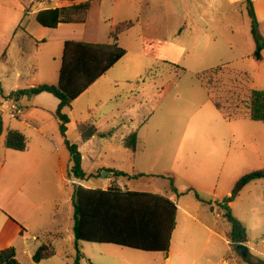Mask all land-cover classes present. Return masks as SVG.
I'll use <instances>...</instances> for the list:
<instances>
[{"label": "rangeland", "instance_id": "rangeland-1", "mask_svg": "<svg viewBox=\"0 0 264 264\" xmlns=\"http://www.w3.org/2000/svg\"><path fill=\"white\" fill-rule=\"evenodd\" d=\"M68 5L60 0H0V57L8 48V62L0 65L3 94L16 84L13 70L22 73L18 88L56 85L63 40L106 44L115 26L133 23L118 40L126 55L64 110L70 120L65 139L78 146L85 172L106 169L127 176L154 175L119 180L167 192L195 218L178 211L170 264H235L230 255L241 254L226 242L230 224L217 205L227 198L232 216L246 227L248 253L264 261V180L235 189L242 176L264 169V122L225 121L196 79L198 73L228 65L253 79L250 90L264 91V58L258 66L248 57L255 42L245 0H94L82 23L47 29L28 15L25 27L35 39L26 38L21 30L9 39L25 7L35 11ZM256 20L257 37L264 42V18L256 16ZM10 25L7 32L4 27ZM226 84L223 74L213 78L216 94L225 92ZM43 96L47 104L57 103L53 96ZM31 100L22 99L20 105L28 110ZM2 105L0 130L10 120L15 127L11 129L28 140L25 152L7 149L0 142V221L12 218L22 231V236L6 241L21 264H36L32 255L47 242L54 256L39 264H73L77 257L79 264H165L163 254L76 241L75 182L69 177L70 156L57 121L41 126L42 137L24 120L9 119L7 104ZM25 113L22 109L24 119ZM114 118L123 123L111 132ZM86 122L111 138L82 143L81 127ZM132 132L138 137L136 153L121 142ZM43 149L48 152L45 160L40 158ZM23 168H32L27 180L14 173ZM105 175L102 172L90 185L103 186L110 178ZM158 175L170 176L178 195ZM9 195L15 199L11 201Z\"/></svg>", "mask_w": 264, "mask_h": 264}, {"label": "trees", "instance_id": "trees-1", "mask_svg": "<svg viewBox=\"0 0 264 264\" xmlns=\"http://www.w3.org/2000/svg\"><path fill=\"white\" fill-rule=\"evenodd\" d=\"M68 2V6L47 8L39 11L35 21L42 27L56 29L60 24H77L85 21L94 0H60ZM248 16L251 20V34L255 42V50L249 56L256 62L261 61L264 42L257 37V20L252 0H245ZM133 26L131 22H124L114 27L110 32L111 42L108 44L87 43L76 40H66L63 43L61 65L56 85L39 84L34 87L17 90L9 95L12 100L22 96L28 98L42 93L53 96L58 101L54 118L58 123L59 132L64 138L65 146L70 156L69 177L85 181L87 174L82 168V157L76 144L65 139L69 118L64 110L71 103L86 92V90L118 63L126 50L118 45L119 36ZM22 29V26H19ZM7 57V51L0 57V62ZM181 72L183 68L173 63ZM223 76L226 79L225 92L216 94L213 78ZM196 79L205 90L209 101L220 113L225 121L248 119L253 122H264V91L250 90L253 79L246 73L232 70L228 65H220L196 74ZM99 135L92 122H86L81 127V141L87 142L91 137ZM102 135V134H101ZM104 135V134H103ZM4 146L7 149L24 152L27 149L26 137L15 130H8ZM123 146L135 153L138 150V139L135 132L130 133L124 140ZM112 172L115 177H125L126 174ZM137 175L134 177H139ZM92 177V176H90ZM171 189L172 179L169 178ZM254 180H264V169L253 171L242 176L235 185V189L242 188ZM192 191L191 189L188 192ZM195 198L203 202L197 193ZM229 198L217 202L224 210V217L230 224L227 234L229 246L233 252L239 245L247 243L246 227L232 216L228 203ZM74 209L73 234L76 241L110 244L143 252L167 253L171 234L175 228L176 205L174 202L158 195L123 192L116 186H109L106 190H89L82 186H74L72 195ZM239 253V252H237ZM54 256L52 245L42 243L32 255V261H41ZM237 264H264V261L247 254L245 257L230 255ZM0 264H20L14 247L0 250ZM73 264H79L78 257Z\"/></svg>", "mask_w": 264, "mask_h": 264}, {"label": "crops", "instance_id": "crops-1", "mask_svg": "<svg viewBox=\"0 0 264 264\" xmlns=\"http://www.w3.org/2000/svg\"><path fill=\"white\" fill-rule=\"evenodd\" d=\"M56 1V0H55ZM252 3H253V7H254V10H255V14H256V16L257 17H262V18H264V0H258V1H256V0H252ZM60 7H63V6H60ZM55 8H58V7H55ZM29 9V7H25V9H24V12H23V17H22V19L20 20V22L18 23V25H15V29L12 31V33H11V36H10V38L9 39H11V41L14 39V37L17 35V32L19 31V30H21V31H23L24 32V36L26 37V38H28V39H31V40H33V39H35L34 38V34L33 33H31V32H27V28L25 27V20H26V18H27V16L28 15H33L34 16V19H35V16H36V14L39 12V11H41V10H44V8H42V7H38V9H36L35 11H31V10H28ZM19 26H22V29L21 28H19ZM59 26H61V24L60 25H58V27ZM42 27V26H41ZM57 27V28H58ZM43 28H45V27H43ZM56 28V29H57ZM4 29L6 30L7 29V32L9 31V32H11V30H12V26L10 25L9 26V28H7V27H4ZM47 29H49V28H47ZM55 30V29H54ZM7 40V42H8V39H6ZM67 40H73V39H67ZM37 41V40H36ZM64 41H66V40H63V43H64ZM76 41H82V40H76ZM38 42V41H37ZM43 42V41H42ZM83 42H87V43H96V42H91V41H83ZM62 43V44H63ZM110 43V42H109ZM96 44H105V43H96ZM106 44H108V43H106ZM22 49L23 48H21V56L23 55V51H22ZM62 49H63V45H62ZM255 50V49H254ZM6 51H7V53H8V48L6 49ZM5 52V51H4ZM3 52V53H4ZM254 52V51H253ZM252 52V53H253ZM251 53V54H252ZM250 54V55H251ZM249 55V56H250ZM262 55H263V57H262V59H261V61H259V62H256V64H258V66H260V64H261V62L263 61V58H264V50L262 51ZM61 56H62V54H61ZM248 56V57H249ZM7 62H8V54H7V57H6V59L4 60V61H1L0 62V65L1 66H4V65H6L7 64ZM117 64V63H116ZM60 65H61V59H60ZM59 69H60V66H59V68H58V70H57V73H58V75H59ZM109 71V70H108ZM107 71V72H108ZM13 72H15V82H16V84L15 85H13V89L11 90V91H9V93H7V94H3V89H2V80H1V78H0V115L1 114H3V112H2V104L3 103H5V104H7V106L9 105V104H11L10 102H15L16 103V105L17 106H19V107H21L22 109H23V111H25L26 113H25V119H24V117H20V118H17L16 120H18V121H22V120H24V122H25V124L26 125H28L29 127H31L32 129H34V130H36L37 131V133L39 134V135H41L42 137H45V133H44V130L41 128V126L45 123V122H48L49 120H51V119H54L55 120V118H54V112H55V110L57 109V106H58V101H57V99H56V101H57V103H55V102H53L52 104H47L46 102H45V97L43 96V95H45L46 93H42V94H39V95H37V96H33V97H30V98H28V97H26V96H22V97H20L18 100H9L8 101V98H9V95L12 93V92H15V91H17V90H21V89H24V88H18L17 87V85H18V80L21 78V75H22V73L21 72H19V71H14L13 70ZM106 72V73H107ZM106 73H105V75H106ZM105 75H103L101 78H103ZM101 78H99V79H101ZM98 79V80H99ZM57 82H58V80H57ZM96 82V81H95ZM40 84H47V83H40ZM36 85H39V84H34V85H31V86H27L26 88H30V87H34V86H36ZM92 86V85H91ZM22 99H28V101H30L31 99H33V100H31V108L30 109H28L27 110V108H23L21 105H20V102H21V100ZM6 114V113H5ZM7 115V114H6ZM7 117H8V115H7ZM9 118V117H8ZM10 119V118H9ZM8 121V123H6V125H4L5 126V128H3V126H2V123H1V130H0V142L2 143V141H5V136H6V133H7V131L8 130H13V129H11V128H15V127H13L12 125H11V123H10V120H7ZM56 121V120H55ZM130 124H132L133 125V122H132V120H130V121H128ZM123 122H122V120H116V118H114V120H113V123H112V125H111V132H113L114 131V129L115 128H118V127H120V124H122ZM131 125V126H132ZM16 131V130H15ZM19 132V131H18ZM111 132H110V134H111ZM99 134H102V135H95V136H93V137H91L87 142H85V143H90L91 141H93L95 138H105V137H108L105 133H108V132H98ZM104 134V135H103ZM24 135V134H23ZM25 136V135H24ZM111 136V135H110ZM109 136V138H111ZM27 139V138H26ZM137 139H138V137H137ZM121 142H122V144H123V139H121ZM83 143V142H82ZM84 143V144H85ZM124 147V146H123ZM125 148V147H124ZM27 149H28V140H27ZM27 149L25 150V151H27ZM126 149V148H125ZM79 150V149H78ZM126 150H128V149H126ZM24 151V152H25ZM80 152V151H79ZM131 152V151H130ZM41 157L40 158H42V159H46V156L48 155V152L46 151V150H42L41 152ZM133 153V152H132ZM136 153V152H135ZM80 154H81V152H80ZM81 157H82V154H81ZM44 159V160H45ZM82 159H83V157H82ZM31 171H32V168H31V170L30 171H28V169L27 168H23V169H17L16 171H14V173L16 174V175H24L25 176V180H27L28 179V177H29V175H30V173H31ZM84 171V170H83ZM99 171H101V172H99ZM85 172V171H84ZM102 172H104V173H106V175H105V178L107 177V176H110V178L108 179V181H107V183L106 184H104L103 186H101V187H98V186H93V185H90V180H92V179H95V178H98V177H100V175H101V173ZM86 174H87V179L85 180V181H79V180H75V179H73L72 181H74L75 183H74V186H82V187H84V188H86V189H89V190H96V189H100V190H106L109 186H116V187H118L121 191H123V192H128V191H131V192H140V193H148V194H153V195H158V196H161V197H163V198H166V199H168V200H170V201H172V202H174L175 203V205H176V208H177V210H176V214H175V228H174V230H173V232H172V234H171V238H170V244H169V250H168V252L167 253H160V252H145V253H153V254H163V255H165V264H170V262H171V242H172V238H173V235H174V233H175V231H176V227H177V221H176V219H177V213H178V211L180 210L184 215H186L189 219H195L194 217H192L191 216V214L190 213H188V211L185 209V208H183V207H181L180 208V206H179V201L178 200H176L175 201V198L174 197H171L167 192H165V193H161V191H157V190H154V191H149V190H146V189H144V187H142L140 184H125V183H123V182H121L120 180H119V178L120 177H115L114 175H113V173L112 172H108L106 169L104 170H98V171H93V172H91V173H88V172H85ZM125 174V173H124ZM145 174V173H144ZM143 173H140V174H137V175H141V176H139V177H134V176H137V175H132V176H125V177H127V178H130L131 180H133V181H137V179H140V178H143V177H153L154 175H148V174H145V175H147V176H145ZM90 176H92V177H90ZM156 177H161V178H163V179H167L168 181H169V184H170V190L175 194V195H178L175 191H173L172 189H171V183H170V180H169V178H171L170 176H168V175H158V176H156ZM172 179V178H171ZM172 182H173V180H172ZM174 187V186H173ZM175 190H177V189H175ZM190 190V189H189ZM18 191H19V189H18ZM182 191L180 190L179 191V193H181ZM73 195V194H72ZM10 196V198H11V201H13V199H15L12 195H9ZM231 204V202L230 203H228V206ZM19 207V204H17V208ZM73 214H74V209H73ZM5 220L4 221H0V250H2V249H4V248H7V247H10L9 245L11 244V243H7L6 244V241L8 240V238L11 240V242L14 240V238H16V237H20V236H22V231L19 229V227H17L16 226V224H15V221L12 219V218H4ZM73 219H74V216H73ZM73 226H74V223H73ZM10 230H12V232L10 233L11 234V236H10V234L9 233H7V232H10ZM209 230L210 231H212V233H214V231L212 230V229H210L209 228ZM72 231H73V228H72ZM74 235V234H73ZM75 238V237H74ZM81 242V241H80ZM227 243H228V241H226ZM136 251H138V250H136ZM143 252V251H142ZM16 257H17V255H16ZM18 260V259H17ZM19 261V260H18ZM20 263V262H19ZM234 263H235V261H234ZM21 264V263H20ZM235 264H237V263H235Z\"/></svg>", "mask_w": 264, "mask_h": 264}, {"label": "built area", "instance_id": "built-area-1", "mask_svg": "<svg viewBox=\"0 0 264 264\" xmlns=\"http://www.w3.org/2000/svg\"><path fill=\"white\" fill-rule=\"evenodd\" d=\"M7 114L11 119L20 118L22 115V108L18 107L15 103H11L7 106Z\"/></svg>", "mask_w": 264, "mask_h": 264}, {"label": "water", "instance_id": "water-1", "mask_svg": "<svg viewBox=\"0 0 264 264\" xmlns=\"http://www.w3.org/2000/svg\"><path fill=\"white\" fill-rule=\"evenodd\" d=\"M236 249L240 252L242 257H245L248 254V249L245 245H239L236 247Z\"/></svg>", "mask_w": 264, "mask_h": 264}]
</instances>
